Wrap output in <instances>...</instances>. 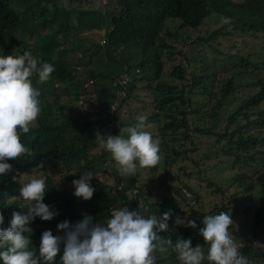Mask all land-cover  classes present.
<instances>
[{"label": "trees", "instance_id": "16d2710c", "mask_svg": "<svg viewBox=\"0 0 264 264\" xmlns=\"http://www.w3.org/2000/svg\"><path fill=\"white\" fill-rule=\"evenodd\" d=\"M91 1L97 0H0V53L13 59L30 53L38 64L55 66L46 82H38L33 76V85L40 90L41 111L29 132L20 134L21 142L33 155L8 161L11 171L0 177V214L5 217V226L14 210L24 211L19 207L20 179L35 176L47 162L62 171L59 180L45 176L52 188L44 202L59 214L51 221L36 219L31 224L33 246L38 245L43 230L52 229L55 234L57 222H75L82 213L102 223L115 204L111 190L122 186V196L132 209L141 202L149 207L141 210L144 215L171 210L169 232H162V237L174 240L176 235L191 236L193 245L202 244V237L195 229L174 225L173 218L190 212L188 217L199 227L204 215L229 211L234 222L229 231L242 245L239 251L251 264H264L260 246L264 243V58L256 62L239 54H225L233 59L232 67L220 70L195 49L200 43L217 52L219 39H225L228 48L239 53L245 42L229 37L240 32L237 38H264V0H104L101 8H84ZM215 14L228 22L208 30L206 37L192 41L188 36L182 42L190 41L189 48H180L182 30H197ZM170 22L176 24L174 29ZM93 31L105 32L103 46L100 38L87 36ZM71 54L82 59L78 67L86 68L90 84L81 83ZM177 58L189 59L187 68L179 63L170 73L180 86L162 80L167 60ZM221 73H230V78L213 94L215 84L210 83ZM237 78L244 84L235 85ZM140 89L151 90L153 97L152 113L139 116L145 117L147 130L159 138L160 161L170 166L179 157L185 159L188 145L197 140L195 146L204 151L202 162L196 163L204 173L221 171L219 165L228 168L224 185L210 181L205 185L212 191L214 208L205 203L208 193L195 191L189 181L180 187L168 179L154 178L147 185L142 173L148 169L155 173L161 169L160 162L154 168H138L137 176L129 178L116 176L113 168L112 183L106 176L98 177L108 172V153L92 151L95 133L116 135L120 127L134 125L135 116L147 108L131 109L132 102H143ZM208 95L216 104L208 102L202 110L198 97ZM64 97L71 104H64ZM82 97L83 105L77 108L73 102ZM235 97L239 104L221 116L225 101ZM86 169L96 174L90 183L98 190L87 201L77 200L67 185ZM168 173L164 172V178ZM183 188L191 198L185 196ZM133 189L136 194L132 196ZM127 194L132 197L127 198ZM59 255L54 264H59ZM154 255L155 264H178L171 250Z\"/></svg>", "mask_w": 264, "mask_h": 264}, {"label": "clouds", "instance_id": "9594fccd", "mask_svg": "<svg viewBox=\"0 0 264 264\" xmlns=\"http://www.w3.org/2000/svg\"><path fill=\"white\" fill-rule=\"evenodd\" d=\"M54 69L48 62L38 64L30 53L16 59L0 53V177L11 171L8 161L32 157V149L21 142L20 134L29 132L41 111L40 90L33 85V76L38 82H46ZM144 120L139 116L134 125L120 127L116 135L95 133L91 149L108 153L107 175L113 176L114 168L120 178L136 177L138 168L159 164V138L147 130ZM93 176L96 174L86 169L71 180L70 190L77 200L87 201L93 196ZM19 184V207L24 211L14 210L7 226L0 214V264H54L58 253L59 264H155L154 253L169 250L178 264H251L229 231L234 225L229 211L204 215L199 227L186 215L173 218L174 225L195 229L202 237V244L193 245L191 236L176 235L174 240L162 237V232H169L171 210L144 215L141 210L149 207L141 202L132 209L122 196V186L111 190L115 204L102 223L82 213L75 222H57L55 234L52 229L43 230L38 245L33 246L31 224L36 219L51 221L59 212L44 202L52 188L45 176L30 175ZM183 193L191 198L189 192ZM130 194L135 195L136 190ZM132 196L127 194V198Z\"/></svg>", "mask_w": 264, "mask_h": 264}, {"label": "rangeland", "instance_id": "374dc122", "mask_svg": "<svg viewBox=\"0 0 264 264\" xmlns=\"http://www.w3.org/2000/svg\"><path fill=\"white\" fill-rule=\"evenodd\" d=\"M241 1L242 0H232V2H234V3L241 2ZM91 3H92V1H91ZM104 4H105L104 0L103 1L97 0L96 3L94 2L91 5H88V7L84 6V8H94V9L97 8L98 9V8L103 7ZM225 20L226 19H224L223 17L216 16V14H215L214 16L207 19L205 21V23L197 30H186V29L182 30V32H181V34H182L181 38L182 39H181V43H180V48H183L184 50H187L189 48L190 41L188 44H185L182 42V40L190 37L191 40L193 41V40H196L198 37H206L207 36L206 32L208 30H212L214 28L224 26L228 22V21L225 22ZM169 27L171 29H174L176 27V24L170 22ZM104 34H105L104 31H93L90 34L87 33V36H89V38H93V39L100 38V40H101L100 43L103 46ZM239 35H240V32L237 33V35H235L233 37H229L230 39H233L234 41H237V42H241V41L245 42L244 48L241 49V51L239 53L236 50H230L228 48L229 42L225 39H219V41H221V45L216 46L217 52L211 48H207L206 45L200 44V43L195 45V49H196V51L199 50L200 55H204V57L207 58L209 63H211L212 65H215L220 70L224 69V68H228V70H230V68L232 67L231 64L233 62V59L230 56H226L225 54H229V53L239 54V55L245 56L247 58L253 59L256 62L258 60H260L261 58H264V48H262L264 38H262V37L254 38L250 35L248 37H246L244 35V38L241 39V38H237ZM213 44L215 45L216 42H213ZM190 54H192V52ZM190 54H189V57H190ZM78 56H79L78 54H77V56H73L71 54V59L73 60V63L75 65L74 69L81 76V83L82 84H90L91 81H90L89 77L85 74L86 68L85 67H78L79 64L83 63V61H80L82 59H77ZM188 58L183 59V60L177 58L171 62L167 60L166 67H165V75L163 76L162 80L164 79L171 84H178V86H180V82L175 80V78L170 73L173 70L174 66L178 65L179 63H183L184 64L183 66L185 68H187V66L189 64ZM225 66H227V67H225ZM229 78H230V73L219 74L217 76V78L214 79L213 82L210 83V84H212V83L215 84L214 89H213V94L215 91H219L222 88L223 83H225ZM239 84L242 85L244 83L240 78H237L235 80V85H239ZM89 89L92 92V88H89ZM138 95L143 100V102L142 103L141 102L135 103V104H133V102H132V105H130L131 109L136 108V107L139 108L142 105H147V108L143 109L141 111V113H139L135 116V118H138L139 115H142V114L150 115L153 111V105H151V102L153 100L151 90L140 89L138 92ZM83 98L84 97L79 99L77 103L73 102V104H75L76 107L79 108L85 100ZM198 98L202 100V102L199 101L201 103L200 106L202 107V110H206L208 102H210L212 105L216 104V99L213 97H209V95L208 96H200ZM192 99L194 101L195 97L192 96ZM62 102L64 104H71L70 101L65 97L62 98ZM239 102L240 101H239L238 97H235L234 99L228 98L225 101V109L221 110L220 115L226 116L231 110H233L239 104ZM178 142H180V141H178ZM193 144L188 145V149L190 151L186 154L185 159H184V157H179L177 159V162L175 164L170 165V166H167L163 162V159H162L160 161V164H162L161 169H158V171H156L155 173L152 172L150 169H148V173L143 172L142 177L144 178V180H146L145 183L147 185H149V182L151 183L152 179H154V178H156L157 180L168 179L173 185L180 186V187H182L181 183L183 181H189L193 185V189L195 191L201 190L202 194L208 193L204 196L205 203L210 205L209 207L214 208V201L212 199L213 195L211 194L212 191H210V190L207 191L205 189V185H206V183L208 184L207 181H210V183H212V184H218L219 186L224 185V181H225V179H227V174H228L229 170H228V168H225L224 165H219L218 167H220V166L223 167L221 171L214 169V170H210L209 173H204L202 166H200L196 163V162H198V163L202 162L204 150H201L197 146H195V145H198L197 140ZM178 146H180V145H178ZM178 149L180 151L182 150L180 147H178ZM42 167H43V170L36 171L34 174L35 176L38 177L40 175H43V176L48 175V176L53 177L56 180H59L62 177V171H60L59 167H53L52 165L48 164L47 162L44 165H42ZM167 170L169 173H168V175H166V178H164V172H167ZM189 174H191V176H188ZM105 176L108 177V179L110 180L111 183L113 182V176L112 175L102 174L98 177L100 179H103V178H105ZM27 177L28 176L22 177L20 179V181L21 182L25 181ZM67 188H69L73 191L71 184H68ZM94 188H95V191L98 190L97 187H94ZM182 190H183L182 192H185L187 189L183 188ZM189 194H190V196H192L191 193H189ZM215 195L219 196V194H215ZM78 199H80V198H78ZM191 205H193V204H191ZM184 209L185 210L188 209L187 205H184ZM189 214H190V212L186 213L187 216ZM237 218L238 219H236V222L238 224H240V217H237ZM260 246L264 250V243H261Z\"/></svg>", "mask_w": 264, "mask_h": 264}]
</instances>
